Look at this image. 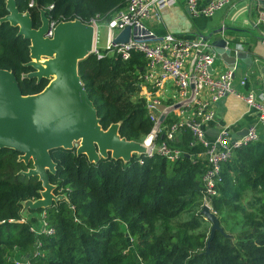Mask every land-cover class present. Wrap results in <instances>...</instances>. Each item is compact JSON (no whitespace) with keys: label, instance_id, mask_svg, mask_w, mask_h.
Listing matches in <instances>:
<instances>
[{"label":"trees","instance_id":"trees-1","mask_svg":"<svg viewBox=\"0 0 264 264\" xmlns=\"http://www.w3.org/2000/svg\"><path fill=\"white\" fill-rule=\"evenodd\" d=\"M14 0L27 12L32 28L42 10L48 22L79 20L105 23L126 0ZM0 0V18L7 15ZM18 28L0 22V69L15 77L22 96L39 93L47 79L28 78L29 41ZM102 51V50H101ZM91 53L77 63L76 73L105 130L118 124L117 134L141 142L151 128L143 102L134 97L144 58L132 52L121 60L109 50ZM180 131L169 145L183 152L170 161L158 154L133 153L127 160L109 155L88 162L75 148H57L49 155V206L43 227L33 233L35 218L19 222L23 202L40 198L36 176L23 173L31 163L19 153L0 148V264H264V139L234 149L221 164L211 207L222 232L208 239L209 223L198 211L205 162L199 145ZM141 160V164L138 163Z\"/></svg>","mask_w":264,"mask_h":264},{"label":"built area","instance_id":"built-area-1","mask_svg":"<svg viewBox=\"0 0 264 264\" xmlns=\"http://www.w3.org/2000/svg\"><path fill=\"white\" fill-rule=\"evenodd\" d=\"M174 1L126 0L125 5L102 24L105 30L103 50L111 51L121 60H127L132 52L142 55L145 62L137 88L142 90L139 98L151 122L149 132L142 139V154L151 156L155 153L170 161L178 159L183 152L172 148L169 143L176 134L186 130L190 136L188 145L201 146L202 152L196 157H201L205 162L198 211L206 207L209 213L215 215L210 200L217 195L215 185L221 164L232 157L235 148L264 139V96L245 88V78L238 80V86L243 90H237L233 85L234 67L220 72L212 68V72H209L215 53L202 36L185 38L168 32L155 35L144 27L142 21L152 12L157 17L158 10ZM199 1L183 0L188 14L193 18L211 16L230 2L203 0L204 4L199 5ZM28 5H32V0ZM55 25L48 22L44 37L51 38ZM88 25L93 28L92 53L99 58L97 26L100 24L91 21ZM125 27H129L127 41L114 42V37ZM226 95L241 99L255 121L242 136L231 137L229 130L223 126L217 128L215 135L207 136L206 128L214 119V105ZM138 163L141 164V160ZM42 217L43 214L39 227L36 229L31 225L30 232L52 233L51 229L43 227ZM18 221L26 222L22 216Z\"/></svg>","mask_w":264,"mask_h":264},{"label":"water","instance_id":"water-1","mask_svg":"<svg viewBox=\"0 0 264 264\" xmlns=\"http://www.w3.org/2000/svg\"><path fill=\"white\" fill-rule=\"evenodd\" d=\"M5 9L7 15L0 18V22L16 26L17 35L29 41L30 61L26 65L32 71L26 76L36 81L48 80L39 93L22 96L13 74L0 69V148L17 151L19 160L31 163V168L23 174L36 176L43 190L39 199L28 201L30 203L22 210L25 207L26 210H37L56 200L48 183V173H53L55 167L50 150L75 148L76 155L83 154L88 162H97L108 155L113 159L127 160L133 153H142L143 145L120 138L116 123L101 129L92 102L79 81L77 63L92 53V26L79 20L59 22L54 26L51 38H46L48 21L42 10L39 12L40 25L34 29L27 12H19L14 0H6ZM255 29L258 36L254 37L264 41V33L256 26ZM224 30L244 31L223 27L203 39L209 41L212 51L228 70L236 62L248 66L250 54L225 39L221 35ZM128 34L129 27H125L113 41L126 42ZM41 58L43 60L39 61ZM260 70L264 78V67ZM208 71L212 72V67ZM245 132L243 130L239 136ZM206 135L211 133L206 131ZM200 214L209 223L208 243L215 231H222L216 216L206 207L201 208Z\"/></svg>","mask_w":264,"mask_h":264},{"label":"crops","instance_id":"crops-1","mask_svg":"<svg viewBox=\"0 0 264 264\" xmlns=\"http://www.w3.org/2000/svg\"><path fill=\"white\" fill-rule=\"evenodd\" d=\"M204 1H199L203 5ZM255 17V18H254ZM256 17L257 22H256ZM264 0H230L229 4L214 11L208 17L193 18L188 14L183 0H175L173 4L157 11V17L152 14L143 21L144 27L155 35L165 32L173 35L189 38L192 36H206L208 33L229 27L238 30H224L221 35L228 41L236 43L238 48L250 54V64L244 65L236 62L234 66L233 85L237 90L243 89L238 86V80L245 78V88L252 89L257 94L264 96V78L261 67H264V41L257 40L255 26L264 33ZM255 36V37H254ZM209 42V41H208ZM212 66L215 71H224L226 66L216 57ZM254 116L244 102L232 95H226L214 105L213 123L208 125L206 131L213 136L217 128L226 127L231 137H237L243 130L254 123ZM27 214H31L27 212ZM35 214V213H32ZM38 215V214H37ZM29 218L35 217L29 215ZM40 216L38 215V219Z\"/></svg>","mask_w":264,"mask_h":264},{"label":"rangeland","instance_id":"rangeland-1","mask_svg":"<svg viewBox=\"0 0 264 264\" xmlns=\"http://www.w3.org/2000/svg\"><path fill=\"white\" fill-rule=\"evenodd\" d=\"M255 18V17H254ZM257 17H256V22H257ZM145 20V19H144ZM143 20V21H144ZM142 21V22H143ZM103 23H101L100 25H98L97 26V35H98V40H97V48H99V50L101 51H103V49H104V35H105V30H104V27H103V25H102ZM259 24L261 25V26H264V22H259ZM101 51V52H102ZM43 60V58H41L39 61H42ZM214 65H216L215 63H214ZM213 65V66H214ZM137 86V85H136ZM141 92H142V90H140V89H138L137 88V91H136V94L134 95V97H136V98H139V94L141 95ZM138 143H140V144H142V140H141V142H138ZM30 202H28L27 201V203H23V206L24 205H26V204H29ZM27 210H26V207L21 211V216L23 217V218H25V220H28L29 219V215H34L35 217H33V218H35L34 220H35V225H34V228H38L39 227V219H38V215H37V213H35V212H32V213H35V214H27ZM200 212V211H199ZM31 213V212H30Z\"/></svg>","mask_w":264,"mask_h":264},{"label":"clouds","instance_id":"clouds-1","mask_svg":"<svg viewBox=\"0 0 264 264\" xmlns=\"http://www.w3.org/2000/svg\"><path fill=\"white\" fill-rule=\"evenodd\" d=\"M21 213V212H20ZM39 216H41V214L39 215ZM27 221V220H26ZM39 221H40V218H39Z\"/></svg>","mask_w":264,"mask_h":264}]
</instances>
